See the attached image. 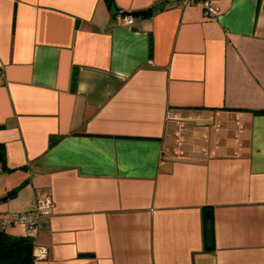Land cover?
<instances>
[{
    "label": "crops",
    "instance_id": "1",
    "mask_svg": "<svg viewBox=\"0 0 264 264\" xmlns=\"http://www.w3.org/2000/svg\"><path fill=\"white\" fill-rule=\"evenodd\" d=\"M210 1L0 0V218L52 199L34 264H264V0Z\"/></svg>",
    "mask_w": 264,
    "mask_h": 264
},
{
    "label": "trees",
    "instance_id": "2",
    "mask_svg": "<svg viewBox=\"0 0 264 264\" xmlns=\"http://www.w3.org/2000/svg\"><path fill=\"white\" fill-rule=\"evenodd\" d=\"M109 2L111 0H108ZM156 6H151L145 10L137 12H129L133 16L141 15L149 17L156 11ZM264 113V110L260 111ZM4 150L0 145V161L4 165ZM15 191L5 195L3 198L7 199L14 195ZM205 238L208 242L212 243L213 240V225H212V212L211 209H205ZM34 239L27 235L12 236L5 231V228H0V264H34L36 257L33 253Z\"/></svg>",
    "mask_w": 264,
    "mask_h": 264
},
{
    "label": "built area",
    "instance_id": "3",
    "mask_svg": "<svg viewBox=\"0 0 264 264\" xmlns=\"http://www.w3.org/2000/svg\"><path fill=\"white\" fill-rule=\"evenodd\" d=\"M197 3L203 8V13L207 17L215 15L217 7L210 0H180V5ZM115 19L119 25L130 26L134 22V16L130 13H117ZM1 81V77H0ZM54 209V203L50 197L41 198L37 201L36 207L26 213L10 214L7 218H0V228H5L10 224L23 223L25 233L34 238L37 224L41 217L50 214ZM35 257L45 256L47 249L41 245L34 244Z\"/></svg>",
    "mask_w": 264,
    "mask_h": 264
},
{
    "label": "rangeland",
    "instance_id": "4",
    "mask_svg": "<svg viewBox=\"0 0 264 264\" xmlns=\"http://www.w3.org/2000/svg\"><path fill=\"white\" fill-rule=\"evenodd\" d=\"M7 216H8V215L3 216V217H4V218H7ZM14 225H18V226H23V227H24L23 223L10 224V226H12V227H13ZM10 226H9V225L6 226V229H8ZM10 228H11V227H10ZM18 236H19V235H18Z\"/></svg>",
    "mask_w": 264,
    "mask_h": 264
}]
</instances>
